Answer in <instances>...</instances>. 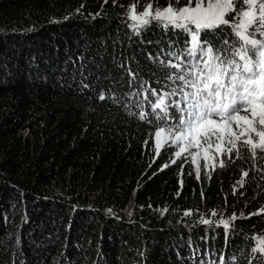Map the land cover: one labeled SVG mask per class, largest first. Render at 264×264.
Instances as JSON below:
<instances>
[{
    "label": "trees",
    "instance_id": "obj_1",
    "mask_svg": "<svg viewBox=\"0 0 264 264\" xmlns=\"http://www.w3.org/2000/svg\"><path fill=\"white\" fill-rule=\"evenodd\" d=\"M149 2L0 0V264H264V153L241 147L198 179L138 118L149 87L177 86L160 61L187 40L135 35L128 5Z\"/></svg>",
    "mask_w": 264,
    "mask_h": 264
},
{
    "label": "snow or ice",
    "instance_id": "obj_2",
    "mask_svg": "<svg viewBox=\"0 0 264 264\" xmlns=\"http://www.w3.org/2000/svg\"><path fill=\"white\" fill-rule=\"evenodd\" d=\"M154 3L150 0L142 12L137 11L138 3L129 6L125 15L132 21L129 27L134 34L141 35L155 23L165 32L187 36L182 50L170 52L172 59L167 62L160 61L174 70L167 79L177 86L163 92L149 87L146 91L155 96L151 112L138 114L142 121L155 120L156 154L177 146V157L188 152L196 162L201 149L205 160L230 158L233 152L241 157V147L253 157L264 153V0H188L182 7H176L179 0H168L166 7H154ZM228 29L231 38L220 40L219 46L203 38L205 33L222 34ZM178 93L179 100L171 99ZM219 166H226L223 158ZM239 183L243 187L244 181ZM211 215L218 213L213 210ZM238 218L243 217L233 214L218 223L230 231L234 227L230 221ZM200 222L213 223L203 217ZM257 239L252 251L264 253V237Z\"/></svg>",
    "mask_w": 264,
    "mask_h": 264
},
{
    "label": "rangeland",
    "instance_id": "obj_3",
    "mask_svg": "<svg viewBox=\"0 0 264 264\" xmlns=\"http://www.w3.org/2000/svg\"><path fill=\"white\" fill-rule=\"evenodd\" d=\"M133 3H131V4H129L128 5V8H129V6L130 5H132ZM145 7V6H144ZM144 7L142 8L141 6H139L138 8H137V11L138 12H142L143 10H144ZM166 7V6H165ZM176 7H182V6H176ZM155 132V131H154ZM154 137V136H153ZM155 142V141H154ZM177 149H176V151H175V153L176 152H178L179 150H180V148L179 147H177V146H175ZM176 155V154H175ZM210 156H211V153H210ZM222 157H220V156H216V158H215V160H212V159H208V160H205L204 158H203V150L201 149L200 150V157H198L197 158V160H196V162H194L193 161V158H192V156H191V160H192V163H193V168H194V171H195V173H197V167H199V170L200 169H206L207 167H209V166H213V165H217V164H219V161H220V159H221ZM207 165V166H206Z\"/></svg>",
    "mask_w": 264,
    "mask_h": 264
}]
</instances>
